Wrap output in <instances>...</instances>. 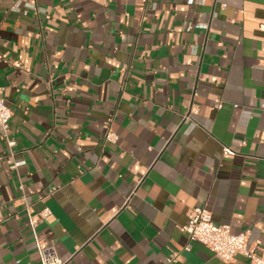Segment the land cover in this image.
<instances>
[{
	"label": "crops",
	"instance_id": "0c3cea01",
	"mask_svg": "<svg viewBox=\"0 0 264 264\" xmlns=\"http://www.w3.org/2000/svg\"><path fill=\"white\" fill-rule=\"evenodd\" d=\"M0 87V264H250L201 206L264 255V0H0Z\"/></svg>",
	"mask_w": 264,
	"mask_h": 264
},
{
	"label": "built area",
	"instance_id": "2783aa9c",
	"mask_svg": "<svg viewBox=\"0 0 264 264\" xmlns=\"http://www.w3.org/2000/svg\"><path fill=\"white\" fill-rule=\"evenodd\" d=\"M223 102L215 101V108L222 109ZM264 110V101L262 104ZM13 112L4 98V88L0 87V130L6 137L8 145L12 150L16 142L11 138L10 121ZM117 135L110 129L107 131L105 141L115 143ZM25 164V161L17 162L13 166L17 169ZM51 210L47 207L36 215H30L29 221L37 240L36 227L40 221L45 220L51 215ZM189 235L190 242L202 244L208 248L216 257L224 262H230L237 256L245 257L250 264H264L263 248L259 242L251 243L246 233L233 234L231 226L218 224L213 220L212 213L205 207H196L188 215V224L183 229ZM39 256L41 264H65L58 256L55 245L46 248L39 246ZM185 250H189L188 247ZM177 254H174L168 263L176 261Z\"/></svg>",
	"mask_w": 264,
	"mask_h": 264
}]
</instances>
